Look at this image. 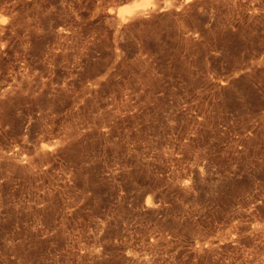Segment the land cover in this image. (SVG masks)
<instances>
[{"label": "rangeland", "instance_id": "rangeland-1", "mask_svg": "<svg viewBox=\"0 0 264 264\" xmlns=\"http://www.w3.org/2000/svg\"><path fill=\"white\" fill-rule=\"evenodd\" d=\"M0 264H264V0H0Z\"/></svg>", "mask_w": 264, "mask_h": 264}, {"label": "bare ground", "instance_id": "bare-ground-1", "mask_svg": "<svg viewBox=\"0 0 264 264\" xmlns=\"http://www.w3.org/2000/svg\"><path fill=\"white\" fill-rule=\"evenodd\" d=\"M135 15H136V13H134V12H131V13H130V16H131V17H133V16H135Z\"/></svg>", "mask_w": 264, "mask_h": 264}]
</instances>
